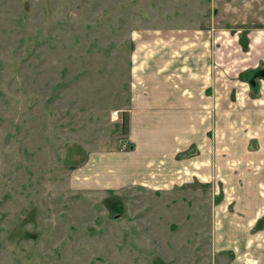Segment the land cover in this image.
Returning <instances> with one entry per match:
<instances>
[{"label": "rangeland", "instance_id": "1", "mask_svg": "<svg viewBox=\"0 0 264 264\" xmlns=\"http://www.w3.org/2000/svg\"><path fill=\"white\" fill-rule=\"evenodd\" d=\"M213 24L264 54V0H0V264H260L264 221L226 189L68 184L123 138L133 39Z\"/></svg>", "mask_w": 264, "mask_h": 264}, {"label": "crops", "instance_id": "2", "mask_svg": "<svg viewBox=\"0 0 264 264\" xmlns=\"http://www.w3.org/2000/svg\"><path fill=\"white\" fill-rule=\"evenodd\" d=\"M170 29L133 39L123 138L113 148L83 151V162L69 171V188L208 184L226 189L233 221H264V54L252 61L250 41L232 56L239 44L219 25ZM233 221L231 231L240 232Z\"/></svg>", "mask_w": 264, "mask_h": 264}]
</instances>
